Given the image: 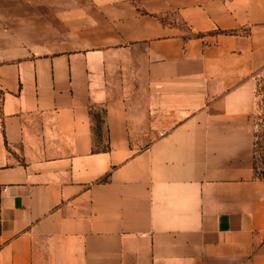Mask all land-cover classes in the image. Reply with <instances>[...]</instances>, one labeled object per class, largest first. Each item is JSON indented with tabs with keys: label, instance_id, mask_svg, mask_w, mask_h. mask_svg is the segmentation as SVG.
I'll return each mask as SVG.
<instances>
[{
	"label": "crops",
	"instance_id": "1",
	"mask_svg": "<svg viewBox=\"0 0 264 264\" xmlns=\"http://www.w3.org/2000/svg\"><path fill=\"white\" fill-rule=\"evenodd\" d=\"M262 67L264 0H0V264H264Z\"/></svg>",
	"mask_w": 264,
	"mask_h": 264
},
{
	"label": "rangeland",
	"instance_id": "2",
	"mask_svg": "<svg viewBox=\"0 0 264 264\" xmlns=\"http://www.w3.org/2000/svg\"><path fill=\"white\" fill-rule=\"evenodd\" d=\"M261 79H264V67L258 69L251 81L253 83V93H254V109H253V113H252V124H253V128H256V121H257V115H261L262 113H264V99L261 100V96H255V89L257 88V86H261L264 85V83L261 82ZM99 112V110H98ZM100 113V112H99ZM146 127V126H143ZM151 135V133H147L145 131H137L134 132L132 134V139H131V144H133V146L136 149H140L143 147V145L147 144L149 136ZM105 138L101 137L100 139L97 140V144L103 148L106 145V142L104 140Z\"/></svg>",
	"mask_w": 264,
	"mask_h": 264
},
{
	"label": "trees",
	"instance_id": "3",
	"mask_svg": "<svg viewBox=\"0 0 264 264\" xmlns=\"http://www.w3.org/2000/svg\"><path fill=\"white\" fill-rule=\"evenodd\" d=\"M264 83V79H261ZM255 96H261L264 99V85L257 86ZM256 128L254 129L253 140V165L257 177L264 179V113L257 115ZM99 121V119H97ZM99 134V133H97ZM107 147H103L106 149Z\"/></svg>",
	"mask_w": 264,
	"mask_h": 264
}]
</instances>
